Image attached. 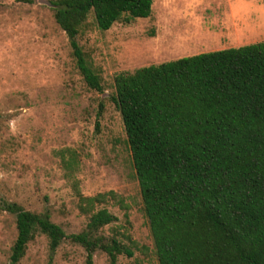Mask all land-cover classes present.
Segmentation results:
<instances>
[{
  "label": "rangeland",
  "instance_id": "1",
  "mask_svg": "<svg viewBox=\"0 0 264 264\" xmlns=\"http://www.w3.org/2000/svg\"><path fill=\"white\" fill-rule=\"evenodd\" d=\"M48 1V0H46ZM264 40V0H153L149 18L100 31L89 15L77 42L100 76L87 87L49 6L0 0V201L47 212L66 234L86 225L83 197L103 198L117 220L101 229L125 251L116 264H158L123 123L115 105L119 72ZM102 113L96 122V113ZM97 124V126H96ZM74 159L67 168L66 163ZM14 217L0 211V264H10ZM85 251L42 234L18 264H84ZM94 264H110L97 251Z\"/></svg>",
  "mask_w": 264,
  "mask_h": 264
},
{
  "label": "trees",
  "instance_id": "2",
  "mask_svg": "<svg viewBox=\"0 0 264 264\" xmlns=\"http://www.w3.org/2000/svg\"><path fill=\"white\" fill-rule=\"evenodd\" d=\"M48 2L83 81L103 92L77 42L81 27L91 14L100 31L149 18L153 0ZM113 84L110 101L123 123L158 264H264V40L119 72ZM74 162L71 156L67 168ZM101 198L81 199L88 220L71 234L47 212L1 200L0 211L15 221L10 264L38 233L51 252L69 241L85 251L84 264H94L97 251L116 264L127 252L100 233L117 220L95 210Z\"/></svg>",
  "mask_w": 264,
  "mask_h": 264
},
{
  "label": "water",
  "instance_id": "3",
  "mask_svg": "<svg viewBox=\"0 0 264 264\" xmlns=\"http://www.w3.org/2000/svg\"><path fill=\"white\" fill-rule=\"evenodd\" d=\"M38 3L49 6V7L51 6L50 3L46 0H38Z\"/></svg>",
  "mask_w": 264,
  "mask_h": 264
}]
</instances>
